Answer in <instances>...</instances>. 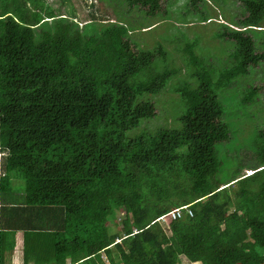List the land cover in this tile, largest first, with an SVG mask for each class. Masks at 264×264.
<instances>
[{"label": "trees", "instance_id": "1", "mask_svg": "<svg viewBox=\"0 0 264 264\" xmlns=\"http://www.w3.org/2000/svg\"><path fill=\"white\" fill-rule=\"evenodd\" d=\"M121 1L148 19L176 0ZM225 1L184 0L182 20L211 21ZM239 2L212 32L226 51L177 33L184 77L160 41L140 47L124 17L80 24L46 0H0V264L17 230L24 264H264V126L249 117L263 85L239 87L234 104L223 92L264 62V0ZM170 88L176 124L138 130L157 116L151 96ZM235 105L252 138L222 160L219 145L240 139ZM239 153L253 172L215 183ZM187 204L192 215L164 231L160 217Z\"/></svg>", "mask_w": 264, "mask_h": 264}, {"label": "rangeland", "instance_id": "2", "mask_svg": "<svg viewBox=\"0 0 264 264\" xmlns=\"http://www.w3.org/2000/svg\"><path fill=\"white\" fill-rule=\"evenodd\" d=\"M50 3L55 10H59L60 13L70 14L71 17H74V20L83 24L88 22L90 19V14L94 13L97 16V20H104L103 22L113 21L117 18H120L126 22H130L132 25L136 26L134 30L131 31L132 38L135 39L140 47L142 48H152L157 42L163 44V46L169 51L170 57L173 61V65L179 66L180 75L186 77L185 70L181 62V52L177 49L178 45H182L180 38H177V33H183L187 39L197 37L198 47L203 48L204 53H216L220 54L222 50L226 51V41H222L219 38L212 36L213 30L216 29V21L218 22H227L232 16H238L241 12V6L239 0H226L223 8L219 7L211 9L212 18L211 21L199 22L196 20V17L188 16L186 20H182V13L185 12L184 0H176L171 5H166L168 7L169 16L167 18H162L156 16L154 18H144L141 12H137L136 8L132 9L129 13H125L127 5L124 1L121 0H46ZM222 1V0H221ZM210 6H214L212 2L208 1ZM93 4V5H92ZM65 9L68 10L66 13ZM123 15V16H121ZM146 26L144 28L137 27ZM151 24V25H150ZM147 25H150L147 26ZM223 60V64L218 68L219 71L223 70L225 67H228L227 63ZM230 77H228L229 79ZM175 81V79L173 80ZM172 81V82H173ZM252 83L254 85L261 84L263 89L260 90L258 95V100L255 104L250 107L249 117L255 120L256 124L264 126V62L259 66L251 69L247 77H240L239 85L235 84L234 81L231 82V89L223 90L226 97L234 104L237 99V91L239 87H244ZM231 91V92H230ZM228 92L232 93L231 95ZM179 97L178 93L173 91L171 88L162 91L161 93L151 96L156 109L157 116L152 119H146L142 122L138 130L154 131L159 127L172 126L176 124L174 121L173 114H180L182 111V105L177 101ZM177 118V116H176ZM175 118V120H176ZM233 119L238 131L239 138L237 136L235 143L232 146H224V143L219 145V148L222 152H227L223 154L219 152L221 159L225 158L231 159L230 156L235 155L240 148V153L243 151V144L249 143L252 136V128L247 119L246 115L243 113L242 109L235 105ZM247 154L249 155V164L253 161L250 159L249 151L246 147ZM236 159L237 162H227L222 164L219 171L214 177L215 183H221L228 181L235 174L243 173L247 175L250 171H247V162L246 156L242 155ZM244 153V151H243ZM254 166V165H253ZM13 183L15 184L14 190L19 188V191L24 190V181L22 179H14ZM196 195V192H193ZM198 196V195H196ZM116 220L112 225H108L109 233H115L120 231L121 224L119 220L124 217V211L120 210L116 213ZM160 224L164 227V231L168 232V221L166 216L159 220ZM121 230V234H122ZM17 251H20V246L16 248V245L13 246L12 252L7 251L6 259L8 264H20L17 262L15 255ZM9 252V254H8ZM18 256V255H17ZM19 257V256H18ZM105 258V256H103ZM31 264V263H30ZM66 264H70V261L67 259ZM179 264H185L183 262ZM186 264H203L199 261L187 262Z\"/></svg>", "mask_w": 264, "mask_h": 264}, {"label": "crops", "instance_id": "3", "mask_svg": "<svg viewBox=\"0 0 264 264\" xmlns=\"http://www.w3.org/2000/svg\"><path fill=\"white\" fill-rule=\"evenodd\" d=\"M15 243H14V246L16 245V248L20 246V251H17V255H15V258L17 260L18 263L20 264H24V260H23V231L22 230H17L16 233H15ZM12 252V251H11ZM69 260V259H68ZM35 264L34 262H29L28 264ZM6 264H8L6 262ZM36 264H49V263H43V262H40V263H36Z\"/></svg>", "mask_w": 264, "mask_h": 264}, {"label": "built area", "instance_id": "4", "mask_svg": "<svg viewBox=\"0 0 264 264\" xmlns=\"http://www.w3.org/2000/svg\"><path fill=\"white\" fill-rule=\"evenodd\" d=\"M183 211H186L187 214L192 215V210L189 209L188 205H184L177 208H173L170 212H168L164 216H166L168 223H170L172 220L181 217ZM164 216H161L160 219H162ZM184 263L186 264V262Z\"/></svg>", "mask_w": 264, "mask_h": 264}, {"label": "clouds", "instance_id": "5", "mask_svg": "<svg viewBox=\"0 0 264 264\" xmlns=\"http://www.w3.org/2000/svg\"><path fill=\"white\" fill-rule=\"evenodd\" d=\"M2 156V152H0V157ZM259 170H263L264 169V166H262V167H259L258 168ZM247 171H250V173H252L253 172V169H247ZM250 173H248V174H250ZM188 206H189V204H187Z\"/></svg>", "mask_w": 264, "mask_h": 264}, {"label": "water", "instance_id": "6", "mask_svg": "<svg viewBox=\"0 0 264 264\" xmlns=\"http://www.w3.org/2000/svg\"><path fill=\"white\" fill-rule=\"evenodd\" d=\"M222 187V186H221Z\"/></svg>", "mask_w": 264, "mask_h": 264}]
</instances>
